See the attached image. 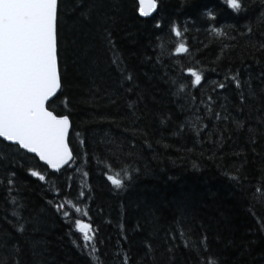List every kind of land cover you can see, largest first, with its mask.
<instances>
[{"label":"trees","instance_id":"obj_1","mask_svg":"<svg viewBox=\"0 0 264 264\" xmlns=\"http://www.w3.org/2000/svg\"><path fill=\"white\" fill-rule=\"evenodd\" d=\"M242 5L158 0L143 18L137 0H61L52 107L71 120L76 160L53 173L0 142V264H97L77 218L95 230L102 264H264V0ZM179 43L187 54L174 55ZM189 68L203 77L195 87ZM124 168L117 190L106 174ZM68 200L81 209L68 206L71 221L55 207Z\"/></svg>","mask_w":264,"mask_h":264},{"label":"snow or ice","instance_id":"obj_2","mask_svg":"<svg viewBox=\"0 0 264 264\" xmlns=\"http://www.w3.org/2000/svg\"><path fill=\"white\" fill-rule=\"evenodd\" d=\"M225 2L233 11H240L243 7L242 0ZM137 4L140 16H150L156 11L158 0H137ZM145 5L148 6L147 10ZM60 8L61 0H0V142H8L17 150L34 154V158L38 157L53 173H59L64 166L76 160L68 143L71 128L69 116L58 114L52 107L63 89L60 70ZM81 15L88 19L86 12ZM213 31L217 36L222 35L218 29ZM171 32L177 38L181 37V31L175 25ZM100 39L112 50V63L119 69L122 61L115 51L107 28L100 32ZM261 48H264V44H261ZM188 52L189 48L183 43L175 46L176 56ZM187 72L192 77V86L199 85L202 75L192 68L187 69ZM127 79L130 80L131 77ZM226 79L234 81L237 88L241 87L236 76ZM218 87L223 89L226 85L221 82ZM243 99L241 95L242 102ZM61 103L67 108L66 98ZM216 116L217 119L221 118L219 113ZM223 119L228 117L224 116ZM233 123L237 127L241 126L239 121L234 120ZM121 171L122 178H119V172L116 176L106 174L107 181L117 190L125 187V182L129 179L127 168ZM30 174L40 181L46 179L39 171L30 170ZM87 175V172L83 173V176ZM8 183L11 185L13 181L9 179ZM84 195L83 191L79 193L80 197ZM68 206L74 207L75 213L81 212L79 207L72 205L71 200H68V205H55L56 211L71 221L72 214ZM83 216L87 217L88 212L84 211ZM74 223L75 232L82 236L84 242L82 250L90 249L91 257L97 264H102L94 242L95 230L92 225L79 218ZM18 231L23 232L24 226L21 225ZM148 247L151 251V246ZM120 264H128L127 256ZM205 264H208L207 260ZM211 264H216V261L212 260Z\"/></svg>","mask_w":264,"mask_h":264},{"label":"water","instance_id":"obj_3","mask_svg":"<svg viewBox=\"0 0 264 264\" xmlns=\"http://www.w3.org/2000/svg\"><path fill=\"white\" fill-rule=\"evenodd\" d=\"M145 8H146V10L148 9V6L147 5H145ZM157 11H158V7H157V9H156V11H154V12H152V14L150 15V16H143V18H151V17H153L156 13H157ZM142 17V16H141ZM70 119V118H69ZM71 121V120H70ZM71 129H72V123H71V128H70V131H69V135H68V143H69V147L71 148V145H70V133H71ZM72 149V148H71ZM31 154V153H30ZM32 155H34V154H32ZM73 155H74V153H73ZM38 158V157H37ZM41 163H43L42 161H40ZM66 166H68V165H66ZM66 166H64V168L66 167Z\"/></svg>","mask_w":264,"mask_h":264}]
</instances>
